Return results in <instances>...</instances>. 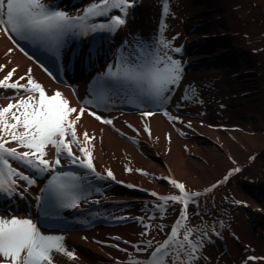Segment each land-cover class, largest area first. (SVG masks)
Listing matches in <instances>:
<instances>
[{
    "label": "bare ground",
    "instance_id": "1",
    "mask_svg": "<svg viewBox=\"0 0 264 264\" xmlns=\"http://www.w3.org/2000/svg\"><path fill=\"white\" fill-rule=\"evenodd\" d=\"M74 1L72 10H61L72 16L83 13V10L93 3V0ZM42 2L47 6L51 5V0ZM160 2L161 0H138L136 6L129 9L126 26L118 30L116 40L112 39L108 45L104 68L109 69L111 66L113 72H117L119 66H113V60L116 58L123 67H130L132 62L143 63L147 59L143 52L148 49L149 55L156 54L157 45L153 44V40L154 35H159L156 24L160 19ZM254 2L264 14V6L257 0H193L191 3L181 0L169 1L171 14L165 20L167 28L163 37L172 41L173 47H182L181 53L169 51L168 54L181 61L183 73L179 86L166 94L170 95V105L164 111L179 117V121L183 123H170L163 115L164 111L144 117L141 113L147 111V108H143L133 115L101 116L111 119L113 125L102 124L85 113L77 125L78 135L87 130L97 137L93 141V162L97 172L111 169L117 181L137 184L140 189L150 190L158 195L167 191L176 194L179 192L162 177L178 179L177 181L185 185L186 190L203 192L223 180L231 169H241L211 193L196 198L198 204H191L193 215L188 221L190 226L214 225L221 233L220 237L210 234L212 242H205L200 253L201 258L196 264H227V260L234 256L237 248L243 247L247 241L250 242V252L246 253L238 264H242L250 255L264 257V174L253 170V160L250 159L264 151V63L261 62L264 56V38H261V34L259 37V33L264 32L259 30L255 33L243 25V18L247 16L248 10L255 6ZM70 4L72 6L73 3ZM114 13L119 12L113 10L110 15ZM181 34H184V38L182 37L177 45L175 41ZM70 36L72 37H65V51L76 57L79 50H82L76 44L68 45L67 42L72 43ZM173 37L176 39L173 40ZM9 49L13 51L5 55ZM8 61L11 63L6 70L17 68L14 80L25 75L31 68L33 78L41 83L49 94L59 90L70 101L71 106L77 108L80 107L77 101L88 96L84 86L86 75L96 71L99 66L98 61L91 65L84 53H80L68 66L70 80L77 87L78 98H75L69 89L52 84L10 45L0 31V64H7ZM3 74L0 73V78ZM97 75L101 77V74ZM191 89L195 92L192 93ZM136 90L139 92L138 88ZM186 90L192 99H181ZM0 93L3 94L0 95V105L6 106L9 101L4 97L13 95V90L0 89ZM202 97L204 99L201 101ZM212 99H218L219 104L213 106ZM155 101L158 105L163 104L152 100L153 104H156ZM219 105L221 108L224 105L228 107V117H231L229 122H224L223 115L227 114V111L222 109L221 113ZM209 109L210 113L204 111ZM189 122L190 128L186 126ZM204 122L207 124H203ZM221 122L224 127L215 128ZM145 124L151 130V137L144 131ZM116 129H119V132ZM181 133L187 138L182 139ZM166 137H170V140ZM47 158L52 159L51 150ZM10 162L20 171L27 169L23 165H17L15 161ZM125 165L133 171H125ZM135 169H142L149 175H143ZM78 173L87 181L94 178L93 174L89 175L90 177L82 174V168H78ZM28 175L32 176L34 173L28 172ZM42 177L45 175L36 176V184L26 192L29 196L25 193L23 195V199L29 204L28 207L25 205L21 211L6 207L8 210H0V216L28 217L34 222L38 217H43L38 215L40 209L35 210V202H32V198L42 195ZM95 182L98 183L96 189L99 191L95 189L86 194L89 199L101 202L99 194L103 192L105 198L102 201L111 202L108 205L115 207L114 215L117 218L133 219L136 222L119 227L100 226L77 232L75 221H84L95 215H65V232L44 234L64 236L66 248L74 251L77 259L72 261L57 257L56 264H126L130 256L145 259L151 249L138 252L133 245L143 248L145 241L152 240L155 247L157 242L167 238L171 226L179 218L181 206L177 204V207L169 202L166 211L161 213L157 208L160 203L157 199L145 197L141 193L133 196L127 190L107 186L111 181L106 179ZM20 183L24 184L23 181ZM237 200L245 202L247 206L237 205L234 203ZM169 215L173 218L170 219ZM138 217H143V223L153 227L145 229ZM220 221L224 223L223 228L219 227ZM257 221H260V224H257L255 229ZM157 225H162L163 231L155 227ZM145 231L149 234L142 236L141 233ZM157 231L163 233L162 236L159 237ZM114 237L120 239L116 240ZM125 241L130 243L126 244ZM119 248L126 251L119 252ZM249 264H264V261H249Z\"/></svg>",
    "mask_w": 264,
    "mask_h": 264
},
{
    "label": "snow or ice",
    "instance_id": "2",
    "mask_svg": "<svg viewBox=\"0 0 264 264\" xmlns=\"http://www.w3.org/2000/svg\"><path fill=\"white\" fill-rule=\"evenodd\" d=\"M137 3L138 0H93V3L83 10V15L70 16L62 10H50L42 0H0V31L10 40H13L10 33H14L21 40L39 42L59 59L61 49L65 47L66 36H83L97 31L115 33L126 26L129 9ZM113 10H118L119 14L110 15ZM170 14L169 0H161V21L155 55L150 54L143 63L132 67L125 66L117 72H113L109 66L105 76L116 81L117 85L121 81L130 83L140 90V94L150 96L160 103L168 101L170 95L166 94L179 86L183 73L181 61L168 54L169 51L181 53L182 47H173L172 41L163 37L167 28L165 20ZM96 17H107V22L88 23L89 19ZM172 39L175 40L176 37ZM13 43L16 41L13 40ZM20 50L23 51V48ZM12 51L13 49H9L5 55ZM29 59L32 57L29 56ZM10 63L11 61L0 64V73H4L0 78V89L13 90V95L4 97L9 101L7 105H0V194L7 198L16 195L23 197L28 188L36 184L37 175L52 173L47 185L40 190L42 195L35 198L41 215L49 217L63 208H78L81 199H87L88 189L83 188L80 183L82 177L72 171L57 172L56 169L61 167L62 159H67L71 165L87 170L85 175L94 174L97 179L110 178L115 181L116 177L111 169H106V176L96 171L93 162V141L97 137L87 130L78 135L77 129L85 113L105 125H113V121L102 118L96 112H89L86 107L71 106L70 101L59 90L49 94L45 87L33 78L31 68L25 75L14 80L17 68L6 70ZM44 70L48 72L47 68ZM48 75L52 76V73L48 72ZM97 83L100 87L105 86L103 81ZM191 91L195 92L194 89ZM181 99L190 100L192 96L186 90ZM141 115L148 117L155 113L144 111ZM163 115L170 123L179 121V117L172 116L167 111H164ZM186 126L190 128L191 123ZM116 131L119 132V129ZM144 131L149 137L152 136L147 124ZM166 138L170 140V137ZM12 144L15 146H9ZM50 150L53 152L52 159L47 158ZM250 159L254 160L255 157ZM10 161L23 165L34 175L30 176L18 167H13ZM125 171L132 172L133 169L125 165ZM135 171L149 175L142 169ZM240 171L239 167L231 169L223 180L203 192L186 190L183 183L170 177H162L179 190L178 194L158 195L153 192L151 195L161 202L157 204L161 213L166 211L169 202L181 205L179 218L171 226L167 238L157 242L155 247L152 240L145 241L143 248L133 245L138 252H146L149 249L151 251L148 257L142 260L130 256L126 264H196L201 258L200 253L205 242L211 243V235L220 237L221 233L214 225L190 226L189 205L198 204L196 198L211 193ZM21 181L24 182L23 185ZM234 203L247 206L243 201L237 200ZM137 219L145 229L153 227L144 224L143 217ZM155 227L163 231L162 225ZM219 227H224L223 221L219 222ZM148 234L147 231L141 233L142 236ZM114 239L119 240L120 237ZM64 240L62 235H45L31 218L0 216V264H56L57 257L75 261L77 257L74 251L66 248ZM249 261H264V257L248 256L242 264H249Z\"/></svg>",
    "mask_w": 264,
    "mask_h": 264
},
{
    "label": "rangeland",
    "instance_id": "3",
    "mask_svg": "<svg viewBox=\"0 0 264 264\" xmlns=\"http://www.w3.org/2000/svg\"><path fill=\"white\" fill-rule=\"evenodd\" d=\"M181 1H185V3L186 2L187 3H191L193 0H181ZM254 4H255V6L250 8L249 9L250 12L248 10L247 16H245L243 18V23H244L243 25L245 26V28H250V30L252 32L256 33L259 30H262L264 32V14H263L261 8L257 5V3L254 2ZM260 34L262 35L261 38H264V33H259V37H260ZM182 37L184 38V34H181V36H179L178 40L175 41V43L177 45L179 43L178 41ZM263 61H264V56L261 58V62H263ZM207 129H208V132H210L209 131V127ZM209 136H211V135H209ZM254 157H255V159L252 161L253 170L255 172H260V173L264 174V151H262L261 153L256 154ZM188 212H189V219H192V215H193L192 205H191L190 210H188ZM257 224H260V221H257V223L255 224V229H256V227H258ZM257 229L260 230V228H257ZM157 232H158V236L159 237L162 236L163 233H161L160 231H157ZM249 244H250V242L247 241V242H245V244H243V247L241 246V248L240 247L237 248L234 256L231 259L227 260V264H238V263H240V261L242 260L243 256L246 253L250 252L249 251L250 250Z\"/></svg>",
    "mask_w": 264,
    "mask_h": 264
},
{
    "label": "water",
    "instance_id": "4",
    "mask_svg": "<svg viewBox=\"0 0 264 264\" xmlns=\"http://www.w3.org/2000/svg\"><path fill=\"white\" fill-rule=\"evenodd\" d=\"M258 2L260 3V5L264 6V0H258Z\"/></svg>",
    "mask_w": 264,
    "mask_h": 264
}]
</instances>
